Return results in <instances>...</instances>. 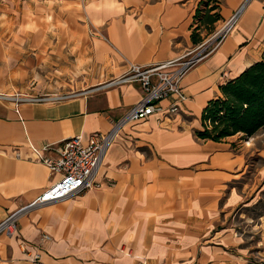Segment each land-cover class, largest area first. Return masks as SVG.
I'll list each match as a JSON object with an SVG mask.
<instances>
[{
  "label": "crops",
  "instance_id": "0c3cea01",
  "mask_svg": "<svg viewBox=\"0 0 264 264\" xmlns=\"http://www.w3.org/2000/svg\"><path fill=\"white\" fill-rule=\"evenodd\" d=\"M244 2L233 30L183 79L181 111L128 124L104 158L98 186L21 216L16 233L2 238L0 264H35L36 252L39 264H250L246 229H264V215L252 221L244 212L264 193L261 130L221 141L197 132L221 87L261 59L264 0H0V93L28 90L39 59L68 60L77 46L76 59L91 60L79 68L82 86L32 89L84 90L74 97L23 103L19 112L0 100V221L58 179L33 159V147L109 131L142 96L137 83L110 80L130 62L194 50L199 14L215 5L225 23Z\"/></svg>",
  "mask_w": 264,
  "mask_h": 264
},
{
  "label": "built area",
  "instance_id": "2783aa9c",
  "mask_svg": "<svg viewBox=\"0 0 264 264\" xmlns=\"http://www.w3.org/2000/svg\"><path fill=\"white\" fill-rule=\"evenodd\" d=\"M246 2L240 5L236 12L215 33V47L207 46L203 42L196 49L166 61L148 65L129 63L125 73L110 80L107 85L121 83H137L142 89V96L125 114L114 120L109 131L95 132L87 140L77 135L65 139L60 144L44 143L40 147H33L35 160L44 163L51 174L58 175V179L51 184L37 198L8 213L0 221V249L4 236H13L18 229L21 216L46 202L60 201L72 195L82 193L98 186V174L104 158L111 145L121 135L122 130L130 123L147 119L159 113L166 117L176 115L187 99L182 88V81L187 73L199 62L214 52L225 37L233 30ZM76 93L66 94H13L0 93V100L9 102L19 112L23 103L58 102L76 96ZM168 100L167 107L162 102ZM49 239L48 234L43 235ZM1 255V252H0ZM31 261L39 264L40 253L31 255Z\"/></svg>",
  "mask_w": 264,
  "mask_h": 264
},
{
  "label": "trees",
  "instance_id": "16d2710c",
  "mask_svg": "<svg viewBox=\"0 0 264 264\" xmlns=\"http://www.w3.org/2000/svg\"><path fill=\"white\" fill-rule=\"evenodd\" d=\"M212 8L210 11L213 10ZM209 12L206 13V17L209 15L207 18L210 19V23L215 22V17L210 16ZM204 24L207 25L208 22L204 21ZM200 41L196 34L193 35L195 44ZM221 91L223 97L212 100L203 110V129L197 132L200 138L221 141L225 137L238 133L252 137L263 129L264 52L259 61L224 84Z\"/></svg>",
  "mask_w": 264,
  "mask_h": 264
},
{
  "label": "rangeland",
  "instance_id": "374dc122",
  "mask_svg": "<svg viewBox=\"0 0 264 264\" xmlns=\"http://www.w3.org/2000/svg\"><path fill=\"white\" fill-rule=\"evenodd\" d=\"M217 1L220 2L222 0H217ZM54 10H55V7H54ZM54 10H52L53 18L55 19L58 17L59 19L57 20L58 22H60L61 12L59 11L60 13H58V16H56ZM213 10L215 11L210 13V16L215 17L217 21L215 20V22L210 23L211 22L210 19L207 18L209 15H207L206 17V14H199L201 15V18L198 19L197 21V28H200L201 26L203 28H201L200 32L196 33V35L199 37L201 42L203 41L206 42L205 44L210 47L216 46L217 43L214 41L215 33L224 25V23L220 21L221 16L219 14V10L217 9V7ZM209 11L210 10L208 9L207 13ZM27 13H28L27 11L23 12L24 14L23 18L27 19L28 17ZM204 21L205 22L207 21L208 24L205 25ZM54 29L57 30L56 28ZM55 34H58V33L55 32ZM262 44H264V42ZM197 48H194L196 49L195 52L200 51V49H197ZM61 56H62L61 54L59 55L55 54L52 64H51L52 60L39 59L36 71L34 72L31 79L28 80V84L30 86L28 90L13 91L8 94H13L15 92H19L22 94H33L32 89L39 82H41V84H43L45 87H74L77 85L82 86L83 82L86 83L87 80H84V77L82 76L83 74H85V72L84 71L81 72L79 68L83 66L84 64H88L89 62L91 63V60L87 59V60L79 61V59H76L78 56L77 46L71 49V53L69 54L68 60H65V59L62 60ZM86 90H90V89H86ZM83 92L84 90H76V91H70L66 93H76L78 95L79 93H83ZM66 93L65 92H55V93H44V94H66ZM258 137L259 138L257 141V145L260 148H264V128L261 129L260 133H258ZM256 162L260 164V161L256 160ZM244 212L248 216V219L252 221L257 220L259 216L264 215V193L262 195V198L256 205L247 207V209H245ZM246 230H247L246 232L247 242L251 243L254 249V252L251 253V255L253 256H251L252 258H251L250 264H264V229L262 233H258L256 235H254V233L250 229H246ZM260 241L261 243H259Z\"/></svg>",
  "mask_w": 264,
  "mask_h": 264
}]
</instances>
